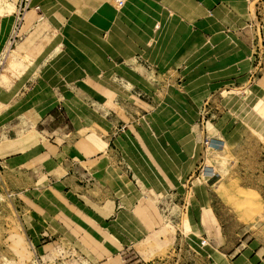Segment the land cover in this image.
I'll use <instances>...</instances> for the list:
<instances>
[{
    "label": "rangeland",
    "instance_id": "obj_1",
    "mask_svg": "<svg viewBox=\"0 0 264 264\" xmlns=\"http://www.w3.org/2000/svg\"><path fill=\"white\" fill-rule=\"evenodd\" d=\"M130 1L136 7L134 26L149 29V16L160 12L154 11L150 0ZM124 3L113 0L116 9ZM15 6L8 16L0 17V33H9L24 0H15ZM238 7L251 11L254 20L256 11L264 33V0L229 5L236 12ZM30 8L24 13L22 38L0 71V117L17 108L14 115L22 122H34L38 114L31 112V100L24 98L34 83L27 82L14 97L10 92L16 88L9 89V84L11 77L23 79L22 70L43 77L46 85L65 93L66 111L59 106L51 120V127L57 129L52 139L59 146L53 163L56 172H67L68 157L83 152L80 145L87 143L90 152L84 156L89 157L91 169H99L103 156L113 160L108 161L106 175L113 169L123 174L132 191L127 196L137 202L131 204L134 226L124 225V236L133 243L115 231L103 236L99 227L90 229L79 220L69 225L71 252L79 258L71 264H87L78 253H87L91 264H264V44L255 55L260 70L245 85L234 80L248 70L250 51L242 38L225 35L224 29L221 39L213 40L210 34L191 33L181 40L175 36L163 40V28L152 35H129V41L144 47L138 53L122 42L125 60L115 66L106 64L107 57L122 59L108 38L100 45L99 34L85 32L57 14L40 19L32 4ZM26 52L28 58L21 60L20 54ZM204 99L211 137L207 136V152L202 153L191 126ZM26 136L33 144L26 155L28 165L50 169L46 152L36 158L47 140L33 129ZM75 139L79 140L76 146ZM103 139H110L104 152ZM192 148H197L196 155L190 153ZM200 156L202 164L188 187L181 185L182 175L192 171ZM207 166L210 175L205 173ZM35 176L40 184L41 172ZM8 185L1 173L0 264H37L21 226L24 203L7 197ZM127 220L124 212L123 221ZM146 229L149 234L137 241L138 231ZM59 250L46 246L41 251L43 264L57 260Z\"/></svg>",
    "mask_w": 264,
    "mask_h": 264
},
{
    "label": "crops",
    "instance_id": "obj_2",
    "mask_svg": "<svg viewBox=\"0 0 264 264\" xmlns=\"http://www.w3.org/2000/svg\"><path fill=\"white\" fill-rule=\"evenodd\" d=\"M150 1L154 11L160 13L149 16V29L143 31L134 26L133 19L136 7H133L130 0H125L121 9L114 7L113 0H29L30 10L27 12L32 10L30 8V4H32L34 12L40 19L56 16L57 14L64 21L80 25L78 27H84L85 32L99 34L100 41H98L100 45H103V41L108 42V38L114 45L112 46L113 49L120 52L118 57L122 60L118 62L117 57L113 59L107 57L106 64L119 66L124 63V55L120 51L125 50L121 45L122 42L129 44L128 49H135L138 53L142 51L144 45L136 44V40L129 41V35L134 36L140 32L152 35L154 32H162L160 28H163L165 33L163 40L166 36L170 39L175 36V39L178 40L179 38L181 40L183 36H187L189 33L195 37L200 34H210V39L213 40L216 37L221 39L222 34H225V30L227 32L225 35L232 36L239 41L243 40L251 56L246 73L240 79L234 81L243 85L248 84L256 70H260V68H257L255 55L259 56L257 50L263 47L264 44L263 26L257 20L256 11L254 13L256 20H254L251 11H244L243 5L238 7L239 12L232 11L229 8L230 3L239 0ZM187 3L190 4V8ZM36 7L38 8L35 9ZM206 11L209 12L208 15ZM82 30L81 32H84V29ZM10 31L8 34L7 31L0 33V52L6 46ZM114 35H119L122 39ZM21 38L22 36L19 40ZM21 76L23 79L20 80L11 77L9 89L14 85L16 91L14 93L10 92V96L17 95L18 91L26 87V83L31 80L34 84L24 98L31 100L33 106L31 112H37L38 115L32 123L29 121L22 122L18 115H14V112H17V108H15L0 117V168L2 169L0 174L3 173L9 183L6 190L7 197L11 201L17 197L24 203V208L21 209L23 214L20 221L31 251V258L34 259L33 262L43 264L41 251L43 252L48 245L60 248L59 255L56 257L57 260L48 264H71V260L75 257V260H78L77 256L72 255L73 241H70V233L66 231L69 225H75L76 220L83 222L85 227H90V229L99 227L103 231V236H110L111 231H115L117 235H122L126 240L131 241L127 235V238L124 236V225L134 226L136 215L133 212L134 206L131 207V204L136 205L137 202L130 201V198H128L127 195H130L132 191L131 187L126 185L123 174L113 169L109 175H106L108 161H113L108 160L107 156H103L98 170H92L89 165V157L84 156L86 152H90V148L86 146L87 143L80 145L83 146V152L74 153L73 158L66 155L68 157L67 172L61 175L58 174L53 163L57 159L55 154H58L57 148L59 146H57L55 138L52 139L53 136L57 135V129L51 127V125H54L51 120L57 115L56 108L59 106H62L64 112L66 111V107L63 106V103L66 102L63 97L65 93L61 94L59 91H55V87L46 85L45 82L47 81L43 77L39 78L36 74L31 76V74L22 70ZM139 89L143 90L142 88ZM185 89L186 91L190 90V84L185 85ZM5 94L8 96L7 93ZM20 100L22 101L23 98ZM207 103V99H204L199 105L195 113L194 123L191 126L193 129L192 135L196 132L200 141L202 153L203 150L207 152L203 147L204 137H211L208 133V120L205 121L204 118L206 113H202L206 109L203 107ZM11 104L13 103L11 102ZM31 129L47 140V144L38 152L36 158L46 152L50 160V169L47 167H39L38 169L39 164L28 165L26 155L33 144L26 141L25 138ZM159 135V137H163L162 134ZM166 139L169 140V137L167 136ZM63 140L61 139V145L64 142ZM115 140L117 143L120 141V139ZM40 142L41 139H39ZM75 143H79V140L75 139L74 146H76ZM109 145L110 139H103V152L109 150ZM165 145L170 147L166 143ZM193 151L192 148L190 153ZM197 151L196 148L195 155ZM170 152H172V158H176V154L172 150ZM201 158L202 156L195 161L192 171L182 175L181 185L184 182V186H187L189 180L202 164L200 162ZM117 159L118 157H115V161ZM196 164L198 165L196 166ZM37 171L42 174L40 184L35 176ZM124 212L128 214L127 221H123ZM24 216H26V219H24ZM138 233L137 241H142L149 234V230H141ZM124 245L126 244L122 243V246ZM78 254L86 260L87 264H91V257L87 253Z\"/></svg>",
    "mask_w": 264,
    "mask_h": 264
},
{
    "label": "built area",
    "instance_id": "obj_3",
    "mask_svg": "<svg viewBox=\"0 0 264 264\" xmlns=\"http://www.w3.org/2000/svg\"><path fill=\"white\" fill-rule=\"evenodd\" d=\"M29 0H24V7L21 9V11L18 10V12L15 14V21H14V25L10 31L6 46L4 47V49L0 52V71L1 68L4 64V62L6 61V58L10 52V50L13 48V46H15V44L17 43V41L20 39V29H21V25L23 23L24 20V13L26 11V9H29ZM119 4H121V2H119ZM202 113H205V110L202 111ZM207 140L208 137H205L204 141H203V147L204 149H207Z\"/></svg>",
    "mask_w": 264,
    "mask_h": 264
},
{
    "label": "bare ground",
    "instance_id": "obj_4",
    "mask_svg": "<svg viewBox=\"0 0 264 264\" xmlns=\"http://www.w3.org/2000/svg\"><path fill=\"white\" fill-rule=\"evenodd\" d=\"M15 7H16L15 6V0H0V17L8 16L13 11V9ZM37 8L38 7H36L35 9H37ZM25 14H26V12H25ZM24 17H25V15H24ZM12 51H13V49H11L9 53H12ZM27 58H28V53L27 52L25 54H20V59L21 60H26ZM208 144H209V140H207V145ZM208 168H210V167L207 166L205 168V173L210 175L211 171H210V169L208 170Z\"/></svg>",
    "mask_w": 264,
    "mask_h": 264
}]
</instances>
